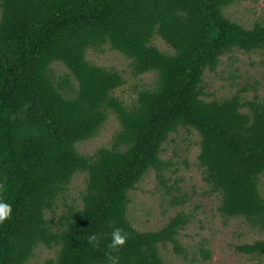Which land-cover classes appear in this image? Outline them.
<instances>
[{
  "label": "trees",
  "instance_id": "obj_1",
  "mask_svg": "<svg viewBox=\"0 0 264 264\" xmlns=\"http://www.w3.org/2000/svg\"><path fill=\"white\" fill-rule=\"evenodd\" d=\"M234 3L0 0V199L12 204L0 223V264H29L38 246L54 253L42 264H108L117 226L128 233L113 252L117 264H164L168 243L188 261L179 238L192 217L183 210L187 192L175 187L167 206L177 213L157 230L141 231L128 216L131 191L149 171L167 181L173 163L162 159L163 145L181 129L199 137L203 193L217 198L223 217L264 233V95L256 85L221 98L204 92L203 75L223 56L264 51V23L230 19L225 10ZM106 45L128 59L131 76H153L150 86H134L129 102L115 94L124 75L87 56ZM61 64L67 71L59 74ZM111 114L119 128L109 144L80 152L78 144L98 136ZM79 173L81 200L68 202ZM93 232L95 245L87 239ZM235 249L264 256V239ZM202 255L211 257L207 249Z\"/></svg>",
  "mask_w": 264,
  "mask_h": 264
},
{
  "label": "rangeland",
  "instance_id": "obj_2",
  "mask_svg": "<svg viewBox=\"0 0 264 264\" xmlns=\"http://www.w3.org/2000/svg\"><path fill=\"white\" fill-rule=\"evenodd\" d=\"M225 13L230 19L245 27H251L255 22L264 23V0H235ZM153 42L161 49H168L160 38H156ZM87 56L91 62L116 69L124 75L126 83L116 90L115 94L127 102L135 97L134 86H150L153 82L152 74L131 76L127 67L128 59L122 53L110 49L108 45L103 47V50H89ZM66 71L63 64L56 70L59 74ZM203 84L207 98L228 96L241 90L244 85L250 86L251 89L256 85L258 93L263 96L264 51L246 53L236 50L223 56L216 71L205 72ZM244 94L250 96L253 91L248 90ZM118 128V122L111 114L98 136L78 144L79 151L92 154L98 147L108 145ZM198 141L196 131L188 132L181 129L178 134L171 135L164 143L162 159L173 163L170 167L171 171H164L167 181L161 184L154 170L145 175L130 194L132 198L128 211L130 221L141 231L161 228L177 213V208H169L167 201L171 195L179 194L175 192V187H179V190H184L191 197L189 202L185 203L183 210L188 215L192 214V217L179 235L186 249L188 261L175 254L172 244L168 243L161 248L164 264H264V256H251L235 249L238 244L264 239V233L252 227L243 218L223 217L216 209L217 198L203 193L207 188L197 161L200 149ZM175 180H178V183L175 184ZM259 188L264 196V173L260 176ZM84 189V174L79 173L69 184L68 202L78 203ZM166 190L171 191L167 193ZM59 208L61 210L63 207L59 206ZM203 249L210 251V259L203 258ZM53 255L51 250L38 246L29 264H42L46 258Z\"/></svg>",
  "mask_w": 264,
  "mask_h": 264
},
{
  "label": "clouds",
  "instance_id": "obj_3",
  "mask_svg": "<svg viewBox=\"0 0 264 264\" xmlns=\"http://www.w3.org/2000/svg\"><path fill=\"white\" fill-rule=\"evenodd\" d=\"M4 187L3 183L0 182V189ZM12 213V204L7 200L0 199V223H3ZM111 239L108 242V251L106 256L108 258V264H117V256L113 255L119 246L126 242L128 233L121 227H114L110 233ZM89 243L95 245L97 242V234L95 232L87 236Z\"/></svg>",
  "mask_w": 264,
  "mask_h": 264
}]
</instances>
